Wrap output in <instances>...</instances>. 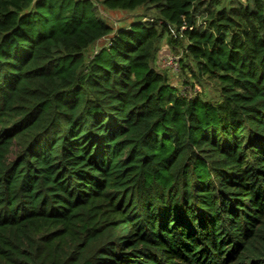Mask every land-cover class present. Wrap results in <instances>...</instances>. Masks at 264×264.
<instances>
[{
	"label": "trees",
	"instance_id": "16d2710c",
	"mask_svg": "<svg viewBox=\"0 0 264 264\" xmlns=\"http://www.w3.org/2000/svg\"><path fill=\"white\" fill-rule=\"evenodd\" d=\"M0 264H264V0H0Z\"/></svg>",
	"mask_w": 264,
	"mask_h": 264
},
{
	"label": "rangeland",
	"instance_id": "374dc122",
	"mask_svg": "<svg viewBox=\"0 0 264 264\" xmlns=\"http://www.w3.org/2000/svg\"><path fill=\"white\" fill-rule=\"evenodd\" d=\"M100 7L101 15L104 21H106L114 30H116L119 27L128 26L133 21H138L141 19H144L143 17V9L138 8L134 11H123V10H110V9H104L103 7ZM108 42V39H102L96 42L93 46H91L86 56L92 55L94 52L98 51L102 46L106 45ZM174 52L171 48V46L166 41V36H164L160 41L159 45L155 54V63L154 68L158 70L159 72H165L167 73L169 77V83L172 86L178 87L181 90H190V87L186 84H183L184 82V74H180V71L173 72L171 69L165 68V58L168 55H173ZM194 87L191 90V93L199 92L204 93L209 98H217L216 94V88H214L213 84L210 82H205L203 86L198 85L196 82L193 83Z\"/></svg>",
	"mask_w": 264,
	"mask_h": 264
},
{
	"label": "built area",
	"instance_id": "2783aa9c",
	"mask_svg": "<svg viewBox=\"0 0 264 264\" xmlns=\"http://www.w3.org/2000/svg\"><path fill=\"white\" fill-rule=\"evenodd\" d=\"M177 56H174V55H168L166 56L165 58V63H164V67L165 68H168V69H171L173 72H176L179 70V67H178V62H177Z\"/></svg>",
	"mask_w": 264,
	"mask_h": 264
}]
</instances>
